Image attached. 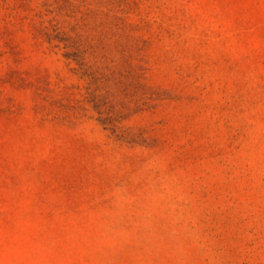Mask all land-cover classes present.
Returning a JSON list of instances; mask_svg holds the SVG:
<instances>
[{"label": "rangeland", "instance_id": "rangeland-1", "mask_svg": "<svg viewBox=\"0 0 264 264\" xmlns=\"http://www.w3.org/2000/svg\"><path fill=\"white\" fill-rule=\"evenodd\" d=\"M0 264H264V0H0Z\"/></svg>", "mask_w": 264, "mask_h": 264}]
</instances>
